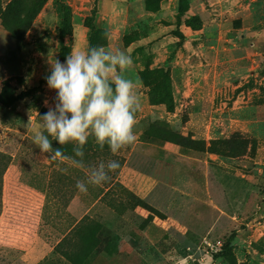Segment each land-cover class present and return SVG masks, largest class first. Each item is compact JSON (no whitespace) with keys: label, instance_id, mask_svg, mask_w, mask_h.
Segmentation results:
<instances>
[{"label":"rangeland","instance_id":"1","mask_svg":"<svg viewBox=\"0 0 264 264\" xmlns=\"http://www.w3.org/2000/svg\"><path fill=\"white\" fill-rule=\"evenodd\" d=\"M95 46L131 56L136 141L52 159L48 62ZM0 152V264H264V0H0Z\"/></svg>","mask_w":264,"mask_h":264},{"label":"clouds","instance_id":"2","mask_svg":"<svg viewBox=\"0 0 264 264\" xmlns=\"http://www.w3.org/2000/svg\"><path fill=\"white\" fill-rule=\"evenodd\" d=\"M48 63L51 74L45 79L48 86L57 91L59 103L55 110L49 108L41 115L42 130H34L33 143L42 153L57 159L63 153L53 148V141L61 145L75 142L80 145L74 149L75 154L82 157L89 135L102 150L107 145L113 154L136 141L134 128L141 103L133 91L135 82L127 76L133 63L128 53L120 50L112 54L105 51L104 46H95L81 51L73 49L65 63L59 60ZM111 68L125 74L109 81ZM119 167L117 161H110L108 172H97L90 183L102 185L110 180L109 173ZM76 186L82 192L87 191L82 181H77Z\"/></svg>","mask_w":264,"mask_h":264},{"label":"trees","instance_id":"3","mask_svg":"<svg viewBox=\"0 0 264 264\" xmlns=\"http://www.w3.org/2000/svg\"><path fill=\"white\" fill-rule=\"evenodd\" d=\"M45 0H33V6H37L41 3H44ZM185 0H181V5H184ZM62 10L65 13V17L61 23V27L59 30V38H60V43H61V51L64 50V39L67 36V31L66 29L68 28L69 25V16H68V7L64 4H61ZM21 12V9L17 6V4L9 6L6 11L1 15L2 21H4V26L9 29L11 33H17L11 26L10 20L12 23H15L18 20V15ZM32 24V23H31ZM6 157L5 154L0 152V158ZM231 256V252H230Z\"/></svg>","mask_w":264,"mask_h":264}]
</instances>
